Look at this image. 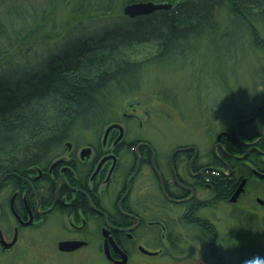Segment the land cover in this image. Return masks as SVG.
Returning <instances> with one entry per match:
<instances>
[{
	"label": "flooded vegetation",
	"instance_id": "1",
	"mask_svg": "<svg viewBox=\"0 0 264 264\" xmlns=\"http://www.w3.org/2000/svg\"><path fill=\"white\" fill-rule=\"evenodd\" d=\"M250 108L236 105L230 117L210 111L216 131L206 150L180 142L162 155L124 111L82 128L97 130L96 141H75L76 131L38 162L0 167V257L29 264L32 253L56 264L187 258L176 229L189 224L218 260L224 238L209 210L264 220V96Z\"/></svg>",
	"mask_w": 264,
	"mask_h": 264
},
{
	"label": "trees",
	"instance_id": "2",
	"mask_svg": "<svg viewBox=\"0 0 264 264\" xmlns=\"http://www.w3.org/2000/svg\"><path fill=\"white\" fill-rule=\"evenodd\" d=\"M61 1L70 6L72 17L83 19L64 23L61 33L38 32L41 40L35 39L20 59L10 56V50L19 34L39 23L43 14L20 2L0 14V167L20 169L38 162L59 150L79 129L97 121L106 123L115 117L117 98L140 87L145 65L168 67L161 61L174 57L182 65L192 62L191 56L201 53L209 32L218 35L221 57L229 65L231 47L239 44L247 49L250 42L264 49V0ZM140 1L172 3V7L134 18L121 10ZM90 10L97 15H90ZM93 19L106 25L89 29L87 21ZM146 45L149 52L142 49ZM124 52L129 57L120 62L118 56ZM91 62H111L113 67H100L92 77L79 75L82 66ZM203 68L193 72L206 76ZM62 100L67 101V109H61ZM245 222L253 234L259 235L258 223L264 228V220L246 218ZM253 254L264 255V243L255 239L238 248L233 264H242ZM221 257L219 262L228 264Z\"/></svg>",
	"mask_w": 264,
	"mask_h": 264
},
{
	"label": "rangeland",
	"instance_id": "3",
	"mask_svg": "<svg viewBox=\"0 0 264 264\" xmlns=\"http://www.w3.org/2000/svg\"><path fill=\"white\" fill-rule=\"evenodd\" d=\"M17 2L31 6L36 12L43 14V19L19 34L20 39L18 42L15 41V45L9 54L16 59H20L21 52L28 51L27 47L29 45L35 44V39L41 40L37 36L38 32H43V35L51 31L61 33L64 30V23L69 25L83 19L82 16L72 17L70 6L61 0H0V14L6 7ZM88 13L97 15L94 10H90ZM222 19L224 20V18ZM105 25L101 19L87 21V27L92 30L100 29ZM27 35L31 38H28V42L24 41ZM262 36L264 38V33ZM203 41L201 53L191 56L190 60L192 62L188 60L189 63L186 65H182L176 60V57L161 61L160 65H168V67H148L145 65L141 72L140 87L134 90L131 89L127 94L119 96L114 103V116L118 117L124 111L134 113L136 121L129 123V125L134 126V131L151 139L160 149L162 155L170 152L174 145L180 142H196L203 147V150H206L213 145L216 131V129L210 130V127H208L207 122L210 123L214 119L213 113L210 111L221 108L230 117L234 113L236 114V105H239L249 112L251 110L250 106L257 103L264 96V49L254 47L250 42H248L247 49L239 44L233 48L231 47L229 50L233 59L229 65L226 59L221 57L222 49L219 46L218 35L209 32ZM142 49L149 52L150 46H142ZM43 50L45 51L44 48ZM128 55V52L120 53V56H118L119 61L122 62L129 57ZM202 55L206 56L203 57ZM202 65L203 67L205 65L203 69L206 76L193 72L198 71ZM196 66L198 68L194 69ZM230 66H232L234 72H232ZM100 67L109 69L113 65L111 62H105L104 65H96L91 62L83 65L78 74L92 77L95 75L94 71ZM64 75H68V73ZM254 94H257L254 102H251L252 104L246 102ZM61 102L64 103L61 109H65L67 101L63 102L62 100ZM77 134L78 136L74 138L75 141L97 140V130L83 131L79 129ZM248 199L252 202L251 198ZM245 200L247 199L242 202H245ZM241 205L245 207L246 202ZM207 213L211 215L212 221L216 223V231L224 238L219 244L218 250L223 254L221 258H225L228 264H233V255L238 248L247 246L255 239L264 243V228L258 223L257 231L259 235L257 233L253 234L252 229L245 222L246 218L254 219L249 212H245L243 215L234 214L228 208L221 206L220 208L211 209ZM178 226L176 231L184 238L180 248L186 255L192 253L191 256L174 258L175 260L171 257L161 258L160 260L155 258L148 259L147 262L141 259V262L136 261L135 263H218L219 260L215 259L214 256L215 249L211 248L210 250L206 246L204 232L189 224ZM32 258L33 263L31 264H56L52 261L46 263L34 253H32ZM27 263L0 257V264ZM85 263L87 262L85 261ZM60 264H70L69 258H63ZM95 264L108 263L97 260Z\"/></svg>",
	"mask_w": 264,
	"mask_h": 264
},
{
	"label": "water",
	"instance_id": "4",
	"mask_svg": "<svg viewBox=\"0 0 264 264\" xmlns=\"http://www.w3.org/2000/svg\"><path fill=\"white\" fill-rule=\"evenodd\" d=\"M172 3H156L153 1H140L127 4L123 11L126 15L134 18L140 15L150 14L159 9L171 8Z\"/></svg>",
	"mask_w": 264,
	"mask_h": 264
},
{
	"label": "clouds",
	"instance_id": "5",
	"mask_svg": "<svg viewBox=\"0 0 264 264\" xmlns=\"http://www.w3.org/2000/svg\"><path fill=\"white\" fill-rule=\"evenodd\" d=\"M264 260V255L253 254L247 258H245L242 264H257L258 261Z\"/></svg>",
	"mask_w": 264,
	"mask_h": 264
}]
</instances>
